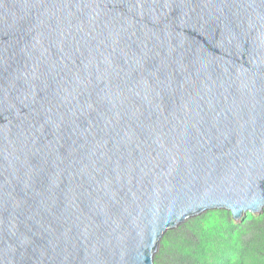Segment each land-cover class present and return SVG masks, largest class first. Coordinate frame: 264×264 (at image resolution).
Instances as JSON below:
<instances>
[{"label": "water", "instance_id": "water-1", "mask_svg": "<svg viewBox=\"0 0 264 264\" xmlns=\"http://www.w3.org/2000/svg\"><path fill=\"white\" fill-rule=\"evenodd\" d=\"M215 210L264 211V0H0V264H154Z\"/></svg>", "mask_w": 264, "mask_h": 264}, {"label": "rangeland", "instance_id": "rangeland-1", "mask_svg": "<svg viewBox=\"0 0 264 264\" xmlns=\"http://www.w3.org/2000/svg\"><path fill=\"white\" fill-rule=\"evenodd\" d=\"M218 213V210L209 211L200 217L190 219L183 225L176 228V230L171 231L165 235V239L161 241L158 252L154 258V264H172V259L174 256H179L180 251L178 250L179 246H185L183 253L185 254L186 259L190 262V254L194 253L196 256L199 255L200 248L197 251H191L189 244H185V241H198L202 235L208 237L207 234H204L205 225L210 221L209 229L216 230L220 238H217L218 242L213 243V246L205 254L210 258H216L225 254L229 248L231 249L232 244H235V240L238 237L239 241L245 242L248 246L249 252L243 255L244 262L247 264H263L264 263V225L262 226H252L251 223L256 224L260 217L264 218V211L259 217L255 214L251 217H248L247 225L241 224L243 217L239 221H234L235 226L230 225L229 221H225L226 217ZM222 217V223L224 224V231H220L217 227V222H213L215 216ZM226 215V214H225ZM229 217V216H228ZM230 218V217H229ZM254 219V220H253ZM231 221V220H230ZM251 223H250V222ZM204 223V224H203ZM215 225V226H214ZM250 244V245H249ZM194 260H197L194 257ZM185 264V263H184ZM192 264V262H190Z\"/></svg>", "mask_w": 264, "mask_h": 264}, {"label": "trees", "instance_id": "trees-1", "mask_svg": "<svg viewBox=\"0 0 264 264\" xmlns=\"http://www.w3.org/2000/svg\"><path fill=\"white\" fill-rule=\"evenodd\" d=\"M221 213L226 217L225 221L227 220V222L228 221L230 222L229 223L230 225L235 226L234 220L232 219L230 212L218 210V213H216V214H221ZM251 216H253V215L249 214L247 217L243 218L241 220V224H243V225L249 224L247 218L251 217ZM260 216H261V214L259 215V217ZM220 220H222V217L217 215L214 217L213 222L215 223V222L219 221L217 223V227L220 231L223 232L225 227H224V224L222 223V221H220ZM209 223H210V221H209ZM209 223L207 224V222H206L205 230H204V234H207L208 237L205 235H202L203 239L201 238L198 241H191L189 239V241L184 242L185 244H189L191 251H197L200 248L198 256H196L194 253L190 254V257H191L190 262H192V264H247L244 262L243 255L245 253H248L249 249H248V246L245 244V242L238 240V237L235 240L236 243L232 244L231 249L229 248V250L225 254H223L219 257H216V258H210L209 259V257L205 253L212 248L213 243L220 241L217 239V238H220V236L218 235L216 230L213 229V232H212V230L209 229V225H210ZM251 224H252V226H262V225H264V218L260 217L256 224H253V223H251ZM165 238L166 237H164V239ZM178 250L180 251L179 256H174V258L172 259V264H184V263L190 264L189 260L186 259L185 254L183 253V251L185 250V246H179ZM194 257H196L197 260H194Z\"/></svg>", "mask_w": 264, "mask_h": 264}, {"label": "clouds", "instance_id": "clouds-1", "mask_svg": "<svg viewBox=\"0 0 264 264\" xmlns=\"http://www.w3.org/2000/svg\"><path fill=\"white\" fill-rule=\"evenodd\" d=\"M248 214H250V213H248ZM248 214H247V215H248ZM251 215H255V214H251ZM199 217H200V216H199ZM243 218H244V217H243ZM232 219H233V218H232ZM241 219H242V218H241ZM241 219H240V220H241ZM234 221H235V220H234Z\"/></svg>", "mask_w": 264, "mask_h": 264}]
</instances>
